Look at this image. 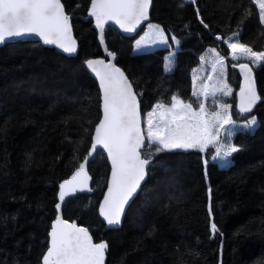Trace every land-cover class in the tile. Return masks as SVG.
I'll return each mask as SVG.
<instances>
[{"label": "trees", "instance_id": "obj_1", "mask_svg": "<svg viewBox=\"0 0 264 264\" xmlns=\"http://www.w3.org/2000/svg\"><path fill=\"white\" fill-rule=\"evenodd\" d=\"M62 1L79 41L76 57L37 40L0 47V264H42L59 185L88 155L101 119L100 89L84 65L102 55L93 22L85 20L90 0ZM258 11L253 0H154L151 19L134 37L107 27L108 48L135 86L143 117L158 102L170 106L172 95L196 101L192 74L201 55L216 48L227 60L234 93L209 98L205 118L230 104L227 114L237 126L231 143L240 150L225 156L222 149L212 159L213 144H224L233 127L225 124L204 152H154L147 181L119 230L108 229L98 213L110 173L100 150L90 165L94 194L69 199L64 216L87 227L97 242L107 241L106 264H264V64L255 69L260 99L249 113L240 112L241 78L232 67L240 63L224 42L238 31L241 43L264 52ZM149 23L165 30L168 45L155 40ZM172 52L175 64L165 72ZM250 117L257 122L254 133L242 127Z\"/></svg>", "mask_w": 264, "mask_h": 264}, {"label": "snow or ice", "instance_id": "obj_2", "mask_svg": "<svg viewBox=\"0 0 264 264\" xmlns=\"http://www.w3.org/2000/svg\"><path fill=\"white\" fill-rule=\"evenodd\" d=\"M195 4L196 0H188ZM258 5V18L264 24V0H253ZM152 0H90L89 16L95 18V25L100 30V43H104V26L111 22L118 26L125 33H132L143 22L149 19V8ZM183 5H181L182 7ZM197 14L198 10H197ZM204 24V21H200ZM155 37V40L164 45L169 44L165 30L158 24L147 25ZM204 27H208L204 24ZM25 37H35L38 42L45 45H55L64 53L74 54L76 43L71 36L70 17L65 13L61 0H0V45L13 40H20ZM176 46L179 40L171 37ZM217 40L221 37L217 36ZM231 50L229 53L232 60L240 59L236 53L244 55L251 61L249 63L232 64L233 68L239 67L243 74L244 87L240 89V112H250L253 105L260 97L255 90V83L252 69L264 61V52L253 51L252 47L239 40V32L233 33L224 41ZM143 41H136V48L140 50ZM108 56L114 58V53L105 48ZM216 56L215 63L221 66L225 64V58L220 56L216 48L208 50ZM164 71H171L175 64V52L165 58ZM203 63L205 57L201 56ZM85 65L99 78L102 89V111L103 116L95 128L89 155L96 152L97 145L105 149L111 160V182L103 205L100 207V215L108 226H117L121 222V215L125 204L132 194L140 187L141 181L146 173V166L150 162L152 153L141 158L139 149L144 145L145 133L141 129L139 113V101L137 94L132 89L124 72L112 64H105L103 60H86ZM96 65H101L98 69ZM195 82V78L193 83ZM227 88V85H224ZM223 90V89H221ZM230 89L224 91L229 95ZM215 92L202 91L198 94L193 90L192 95L197 99L194 102L184 103L178 96L172 95L169 100V107L165 108L162 102H158L152 112L147 113L146 136L150 144H155V152L163 150L172 151L175 149L198 150L204 152L210 143L216 140L221 128L225 124L233 125L227 129V138L224 144H213L215 160L223 149L225 156L240 150V146L231 143V136L234 134L235 122L227 114L230 104H221L224 113L213 109L211 118L206 119V109L201 95L206 99L208 95L214 96ZM193 103H197L198 111L193 110ZM157 108L164 109L160 113L158 121L152 119ZM179 109V111H177ZM171 114L170 119L166 115ZM182 122V123H181ZM257 122L255 117H250L242 127L248 132L254 133ZM215 130V131H213ZM87 158L81 163L70 180L60 184L58 194L59 203L56 209L59 212L65 197L74 195L78 190L84 191L87 188L90 177L85 171ZM207 163V161H205ZM91 191V189H88ZM209 195L211 188H209ZM211 214V205H209ZM211 231L215 233L217 226L211 223ZM49 244L45 254L41 258L42 264H104L107 250V242L93 243L92 236L86 227H77L75 223L57 216L49 232Z\"/></svg>", "mask_w": 264, "mask_h": 264}, {"label": "water", "instance_id": "obj_3", "mask_svg": "<svg viewBox=\"0 0 264 264\" xmlns=\"http://www.w3.org/2000/svg\"><path fill=\"white\" fill-rule=\"evenodd\" d=\"M61 2H62L63 5H64L65 13L68 14V11H67V9H66V6H65L64 2H63L62 0H61ZM153 3H154V0H152V4H151V6H150V8H149V12H148L149 19L146 20V21H143V22H142V23L136 28V30H135L134 32H132V33H125V32H123V30L119 29L118 26L113 25L111 22L105 24V26H104V33H103V35H104V43H103V44L100 43V39H99V31H100V30H99V29L96 27V25H95V18L89 16V14H88V16L85 18V20H87V21H88V20H91V21L93 22V26H94V28H95V30H96V32H97L98 42H99V44H100V46H101V50H102V55H101V56L93 57V58H89V59H92V60H103L105 64H109V63H110V64H112V65H115L116 67L120 68L121 71L124 72V74H125V76L127 77L128 81L132 84V89H133V91L137 94V100L139 101V113H140V119H141V129L143 130V132H144V126H143V113H142L141 99H140V97H139V95H138V93H137V91H136V89H135V86L133 85L131 79L129 78L128 74L126 73V71H125L121 66H119V65L117 64V55L114 53V58H113L112 56H108V55H107V53H106V51H105V48H107L108 51H110V50H109V48H108V44H107V40H106V35H105V34H106V29H107V27H108V26H113V27H115V28H116V29H117V30H118L123 36H125V37H134V36L139 32V30L143 27V25L151 19V13H152V8H153ZM90 7H91V5H90ZM89 11H90V8H89ZM68 15H69V14H68ZM69 17H70V24H71V36H72L73 40H75V43H76V52H75L74 54H67V53H64L61 49L57 48L55 45H47V46L56 49L59 53H61L62 55L66 56V57H68V58H73V57H76V56L78 55L79 50H80V45H79V41H78V39H77V37H76V34H75L74 25H73V19H72V17H71L70 15H69ZM24 40H37V38H35V37H25V38H23V39H20V40H13V41H10V42H8V43H13V42H18V41H24ZM41 42H42V41H41ZM8 43H6V44H8ZM42 43H43V42H42ZM6 44H4V45H6ZM4 45H0V47H2V46H4ZM110 52H112V51H110ZM112 53H113V52H112ZM89 59H88V60H89ZM84 65H85V63H84ZM249 66L252 67L250 64H249ZM96 67H97L98 69H102V66H101V65H96ZM85 68H86V65H85ZM237 69H238V71H239V75H240V78H241L240 87H239V89H238V91H237V93H236V96H237V105H238V109H239V106H240V96H239V92H240V89H241L242 87H244L245 85H244V80H243V74L240 72L239 67H237ZM86 70H87V71L90 73V75L96 80V82L98 83L99 89H100V93H101V119H102V116H103V111H102V95H103V93H102V89H101V87H100V81H99V78L95 75V73H93L90 69H87V68H86ZM252 72H253V78H254V83H255V90H256L257 95L259 96V91H258V86H257V81H256V73H255V68H254V67H253V69H252ZM257 101H258V100H257ZM257 101H256V103H257ZM256 103L253 105L251 111L254 109ZM243 113H249V112H243ZM101 119H100V120H101ZM99 122H100V121H99ZM97 125H98V124H97ZM144 133H145V132H144ZM94 135H95V131H94L93 137H94ZM93 137H92V143H91V146H92V144L94 143ZM146 144H147V140H146V136H145V139H144V145L146 146ZM90 148H91V147H90ZM144 148H145V147H141V148L139 149V151H140V153H141V158H142V159L144 158L143 153H142V151H143ZM100 150H101V151L105 154V156L107 157L108 164H109V166H110V173H109V177H108V181H107L106 189H105V191H104V193H103V196H102V198H101V200H100V202H99L98 213H99V217H100V219H101L102 222L107 226L108 229L119 230V229H121V228L123 227L124 222H125V218H126V216H127V213H128V211H129V209L131 208L132 204L134 203V201H135V200L137 199V197L139 196L140 192L142 191V189H143V187H144V185H145V183H146V181H147L148 170H149V167H150L151 164H152V160H150L149 164L146 166V173H147V174L145 175L144 179L141 181V183H140V187L136 190L135 193L132 194V196H131V198L128 200L127 204H125V206H124V210H123V213H122V215H121V222H120L119 225H117V226H108L107 223H106V221L104 220V218L100 215V207L103 205L104 198H105V196L107 195L108 188H109V186H110V182H111V169H112V164H111V160H110V158L108 157V153H107V151H106L105 149H102L100 145H97L96 152H93L91 155H89V151H90V149H89V151H88V155L86 156V158H87V163L85 164V171L87 172L88 176L90 177V180L88 181L87 188H86L84 191H80V190L77 189V191L75 192L74 195H68V196H66L64 202L61 204V207H60L59 212L57 211V209H56V212H57V216L59 215L62 219L68 221L69 224L74 223V222H72V221H69V220L65 219V216H64V208H65L66 202H67L69 199H71V198H75V197H77V196L80 195V194H88V195H93V194H94V192H95V190H94V188H93L94 178H93V176H92V174H91V172H90V165H91V162L95 159V157L97 156V154H98V152H99ZM84 161H85V159L83 160V162H84ZM83 162H82V163H83ZM77 169H78V168H77ZM77 169H76V170H77ZM76 170H75V172H76ZM75 172H73V174H74ZM73 174H72L68 179H66V180H70V179L72 178ZM64 181H65V180H64ZM64 181H63V182H64ZM63 182H61V183H63ZM61 183H60V184H61ZM59 186H60V185H59ZM88 189H91V191H88ZM59 191H60V187H59V189H58V194H59ZM58 194H57V199H58ZM57 203H59V199H58V202H57ZM55 208H56V207H55ZM57 216H56V218H57ZM54 222H55V221H54ZM54 222L52 223V225L54 224ZM75 224H76L77 227H85V226L80 225V224H77V223H75ZM86 228H87V227H86ZM87 229H88V228H87ZM88 230H89V229H88ZM89 234L92 236L93 243H99V242H97V241L94 239V237H93V235H92V233H91L90 230H89ZM49 239H50V237H49ZM103 241H105V240H103ZM100 242H101V241H100ZM106 242H107V241H106ZM106 254H107V250H106ZM106 254H105L104 264H106Z\"/></svg>", "mask_w": 264, "mask_h": 264}, {"label": "rangeland", "instance_id": "obj_4", "mask_svg": "<svg viewBox=\"0 0 264 264\" xmlns=\"http://www.w3.org/2000/svg\"><path fill=\"white\" fill-rule=\"evenodd\" d=\"M185 1L188 2V0H185ZM209 49H207V51L203 55H201V56L205 57V61L203 63L201 62L200 66L197 67L192 74V85H193L192 87H193V90H195L198 94L202 93V91H205V90L208 91L209 93H212L213 91L215 92L214 96L208 95V97L206 99L201 95L200 98H201V100L204 101V105L209 98H214V97H218V96H231L234 93V88L230 85V83L228 81L229 67H228L226 58L224 57L225 58V64L223 66V71H222L221 66L219 64L215 63V60H216L215 54L209 52L208 51ZM230 52H231V50H230ZM236 55L240 56V59L235 60V62H237V63H249L252 66L251 61L248 60L244 55H242L240 53H236ZM262 64H264V61L260 62L259 66H255L254 68L257 69ZM194 78H195V82L193 83ZM224 85H227V88H224ZM221 89H223V90H221ZM228 89H230L231 92L229 95H225L224 91H227ZM184 103H186V102H184ZM193 110L198 111L199 109H195L193 107ZM163 111H164V109H161V110L157 111L156 113H154L152 119L154 121H158L160 118V113ZM177 111H179V109H177ZM165 118L170 119L171 114H167ZM146 119H147V116L143 117V126H144L145 136H146V131H147ZM146 140H147V144H146V147L143 149L144 152L142 151V153L144 154L143 156H145L148 153H152L150 156V160H151L152 156L155 152L154 150L157 147V145L150 144V141L148 140L147 136H146ZM176 150H182V149H175L172 151H176ZM166 151H168V150H166Z\"/></svg>", "mask_w": 264, "mask_h": 264}]
</instances>
